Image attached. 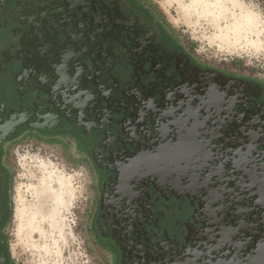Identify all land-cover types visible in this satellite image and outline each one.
I'll return each instance as SVG.
<instances>
[{
    "label": "flooded vegetation",
    "instance_id": "af4514ba",
    "mask_svg": "<svg viewBox=\"0 0 264 264\" xmlns=\"http://www.w3.org/2000/svg\"><path fill=\"white\" fill-rule=\"evenodd\" d=\"M147 3L0 0V225L5 144L81 137L114 264H264V84L201 64Z\"/></svg>",
    "mask_w": 264,
    "mask_h": 264
},
{
    "label": "rangeland",
    "instance_id": "374dc122",
    "mask_svg": "<svg viewBox=\"0 0 264 264\" xmlns=\"http://www.w3.org/2000/svg\"><path fill=\"white\" fill-rule=\"evenodd\" d=\"M147 2L201 64L264 84V0ZM247 17L245 36L222 35ZM83 142L21 135L5 144L8 215L0 239L9 264H114L93 229L97 178Z\"/></svg>",
    "mask_w": 264,
    "mask_h": 264
},
{
    "label": "bare ground",
    "instance_id": "6f19581e",
    "mask_svg": "<svg viewBox=\"0 0 264 264\" xmlns=\"http://www.w3.org/2000/svg\"><path fill=\"white\" fill-rule=\"evenodd\" d=\"M218 2H221V0H216ZM242 18V17H241ZM238 18L234 21L233 25H231V30L229 31L228 28L225 29V32H222V35H225L226 38H235V40H237V38H241L242 36H245L250 30V24L252 23V21L247 17V21H244L243 19ZM58 183V187L56 190V193L58 195H61L63 189H65V187H63L64 183L61 181V179L59 178L57 180Z\"/></svg>",
    "mask_w": 264,
    "mask_h": 264
},
{
    "label": "water",
    "instance_id": "95a60500",
    "mask_svg": "<svg viewBox=\"0 0 264 264\" xmlns=\"http://www.w3.org/2000/svg\"><path fill=\"white\" fill-rule=\"evenodd\" d=\"M257 184H258V185L260 186V188H261L262 185H261L260 181H259V182H256V185H257ZM256 185H255V186H256ZM259 191H260V189H259Z\"/></svg>",
    "mask_w": 264,
    "mask_h": 264
},
{
    "label": "trees",
    "instance_id": "16d2710c",
    "mask_svg": "<svg viewBox=\"0 0 264 264\" xmlns=\"http://www.w3.org/2000/svg\"><path fill=\"white\" fill-rule=\"evenodd\" d=\"M7 215H8V213H7ZM6 218H7V216H6ZM6 218H5V220H6ZM5 220H4V221H5Z\"/></svg>",
    "mask_w": 264,
    "mask_h": 264
},
{
    "label": "crops",
    "instance_id": "0c3cea01",
    "mask_svg": "<svg viewBox=\"0 0 264 264\" xmlns=\"http://www.w3.org/2000/svg\"><path fill=\"white\" fill-rule=\"evenodd\" d=\"M5 151H6V149H5ZM7 152V151H6Z\"/></svg>",
    "mask_w": 264,
    "mask_h": 264
}]
</instances>
